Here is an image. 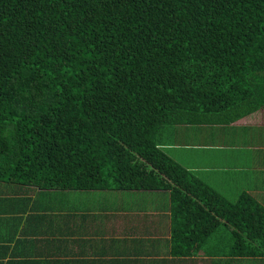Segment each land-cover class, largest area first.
Instances as JSON below:
<instances>
[{"label":"trees","instance_id":"16d2710c","mask_svg":"<svg viewBox=\"0 0 264 264\" xmlns=\"http://www.w3.org/2000/svg\"><path fill=\"white\" fill-rule=\"evenodd\" d=\"M263 107L264 0H0V181L169 191L176 244L224 221L264 246L262 205L229 201L159 140Z\"/></svg>","mask_w":264,"mask_h":264},{"label":"crops","instance_id":"0c3cea01","mask_svg":"<svg viewBox=\"0 0 264 264\" xmlns=\"http://www.w3.org/2000/svg\"><path fill=\"white\" fill-rule=\"evenodd\" d=\"M228 121L167 126L160 148L229 201L248 194L264 208V107ZM175 235L169 191L0 181V264H264L262 242L224 221L194 251Z\"/></svg>","mask_w":264,"mask_h":264}]
</instances>
